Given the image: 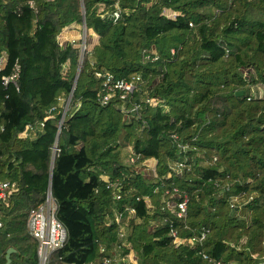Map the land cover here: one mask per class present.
<instances>
[{"label": "trees", "instance_id": "16d2710c", "mask_svg": "<svg viewBox=\"0 0 264 264\" xmlns=\"http://www.w3.org/2000/svg\"><path fill=\"white\" fill-rule=\"evenodd\" d=\"M83 15L79 65L58 35ZM1 53L0 264L37 263L49 182L65 240L47 264H264V0H0Z\"/></svg>", "mask_w": 264, "mask_h": 264}, {"label": "built area", "instance_id": "2783aa9c", "mask_svg": "<svg viewBox=\"0 0 264 264\" xmlns=\"http://www.w3.org/2000/svg\"><path fill=\"white\" fill-rule=\"evenodd\" d=\"M113 19L115 20L118 17V12H113ZM83 42L80 41V51H84L85 49V37H82ZM72 44L75 43V40L71 41ZM5 62V54H0V69L2 64ZM16 70L17 66H15V72L9 76H2V83L6 85L8 81L15 82L16 78ZM97 77L103 78V85L108 90H118L123 94L131 93L136 88L137 81L139 77L136 76L131 80H123V79H115L112 74L110 73H96ZM251 94L253 96L261 97V94L255 93L253 88H251ZM110 95L104 97L107 99ZM148 103L155 104L154 100L151 98H146L145 100ZM32 129V126L27 125L23 132H21L20 136L25 137L27 132ZM141 168L147 170L150 168L149 162L144 160L141 162ZM173 171L176 174H181L183 170V165L178 164L177 166L172 167ZM115 186L113 183L107 184V187ZM16 188L13 184L9 183L6 180L0 179V199L4 200L7 198ZM118 197V196H117ZM236 197L232 199L235 201ZM186 201L187 198L184 196L183 200L180 201L177 206L178 210L176 211V215L178 217H182L186 213ZM55 204L51 198V196L46 195L45 201L39 205L37 208L30 210L27 221L26 227L28 234L34 238L37 242L36 253H37V263L36 264H47L50 254L52 251L60 248L63 245L65 240V230L62 225L56 220L54 216L55 212ZM119 221V218H116V222ZM2 222L0 220V229L2 228ZM172 236L175 237V232L171 233ZM178 243V241H176ZM133 259L130 257V260ZM134 262V260H132ZM114 260L111 258H103L101 264H113ZM94 264V263H91Z\"/></svg>", "mask_w": 264, "mask_h": 264}, {"label": "crops", "instance_id": "0c3cea01", "mask_svg": "<svg viewBox=\"0 0 264 264\" xmlns=\"http://www.w3.org/2000/svg\"><path fill=\"white\" fill-rule=\"evenodd\" d=\"M80 32H81V26L73 25V26L65 27L60 31V33L58 35V40L63 45L71 42L72 40L77 41V40H79V38L81 36ZM80 41L83 42L82 37L80 38ZM86 42H87L88 47L93 46V44L96 42V36L90 30L88 31V33L86 35ZM149 165H153V161H150Z\"/></svg>", "mask_w": 264, "mask_h": 264}, {"label": "water", "instance_id": "95a60500", "mask_svg": "<svg viewBox=\"0 0 264 264\" xmlns=\"http://www.w3.org/2000/svg\"><path fill=\"white\" fill-rule=\"evenodd\" d=\"M82 26H83V29H84V31H85L84 15H83V17H82ZM82 55H83V52L81 51L80 58H79V65H80V62H81V60H82ZM78 73H79V67H78L77 70H76V74H75V78H74V82H73L72 89H73V87H74V84H75L76 78H77V76H78ZM239 93H242V91H239ZM70 96H71V93L69 94V96H68V98H67L66 105H65L64 110H63V113H62V117H63L64 114H65V110H66V107H67L68 101H69V99H70ZM60 125H61V120H60V122H59V127H60ZM53 157H54V155H53ZM53 157H52V160H51V167H50V170H52ZM47 195H48V196H51L50 182H49V186H48V190H47ZM11 252H14V249L11 248V247L8 248V249L6 250V253H5V260H6V261H5V264L10 263V254H11Z\"/></svg>", "mask_w": 264, "mask_h": 264}, {"label": "rangeland", "instance_id": "374dc122", "mask_svg": "<svg viewBox=\"0 0 264 264\" xmlns=\"http://www.w3.org/2000/svg\"><path fill=\"white\" fill-rule=\"evenodd\" d=\"M100 8H102V5H99V9ZM86 30L84 31V29H83V26L81 27V32H80V38L81 37H85L86 36ZM80 38H79V40H80ZM80 42V41H79ZM79 55L81 54V51L79 50ZM253 90L255 91V93H257V94H261L262 96H264V89H263V87H262V85L261 84H256V85H254L253 87ZM125 146L127 145V144H124ZM132 256V255H131ZM120 258L119 257H117V261L119 260ZM132 260H134V259H131V261ZM133 262V261H132ZM134 262H135V260H134Z\"/></svg>", "mask_w": 264, "mask_h": 264}]
</instances>
